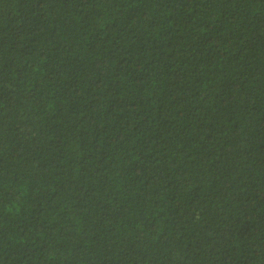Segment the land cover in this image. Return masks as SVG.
I'll return each mask as SVG.
<instances>
[{
    "label": "trees",
    "instance_id": "1",
    "mask_svg": "<svg viewBox=\"0 0 264 264\" xmlns=\"http://www.w3.org/2000/svg\"><path fill=\"white\" fill-rule=\"evenodd\" d=\"M0 264H264V0H0Z\"/></svg>",
    "mask_w": 264,
    "mask_h": 264
}]
</instances>
